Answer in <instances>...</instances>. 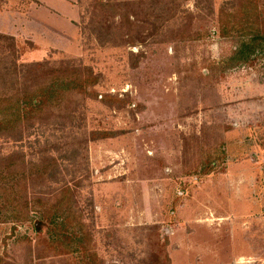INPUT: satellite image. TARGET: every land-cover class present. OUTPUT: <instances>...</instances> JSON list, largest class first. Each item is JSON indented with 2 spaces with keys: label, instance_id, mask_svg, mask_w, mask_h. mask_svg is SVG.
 I'll return each mask as SVG.
<instances>
[{
  "label": "rangeland",
  "instance_id": "obj_1",
  "mask_svg": "<svg viewBox=\"0 0 264 264\" xmlns=\"http://www.w3.org/2000/svg\"><path fill=\"white\" fill-rule=\"evenodd\" d=\"M46 1L0 0V258L264 264V0Z\"/></svg>",
  "mask_w": 264,
  "mask_h": 264
},
{
  "label": "trees",
  "instance_id": "obj_2",
  "mask_svg": "<svg viewBox=\"0 0 264 264\" xmlns=\"http://www.w3.org/2000/svg\"><path fill=\"white\" fill-rule=\"evenodd\" d=\"M260 1V0H259ZM256 0V2H259ZM257 3L255 5H257ZM248 7V5H246ZM238 11H240L238 9ZM241 17V15L237 16ZM235 15V13L231 14V21L227 22L230 24L238 25V20ZM236 18V20L234 19ZM248 23V27L252 28L254 24L256 23V20L251 19L248 17V19L245 21ZM245 22L242 23L241 27L245 24ZM235 28V26L233 25ZM222 34L225 35L226 30L225 26H223ZM227 29V28H226ZM228 30V29H227ZM261 34H257L256 37L252 39V41L258 42L259 40H264V38L260 37V35H263V31L260 30ZM8 36L5 35V33L0 32V46H1V40L4 39L3 37ZM13 38V36H10V38ZM41 64V63H36ZM7 96V95H6ZM2 95L0 94V130H15V128L20 126L22 117H21V109L19 106V101H14L13 105H10L9 103L6 104L4 107L3 105L6 102H3L4 100L1 99ZM7 100V99H6ZM0 223L3 222H13L15 225L18 224V222H23L24 220H27V214L29 206L31 202L29 200L26 202H18L17 196H16V190H17V184H9L8 182L4 181L2 178V171L0 170ZM35 203L39 205H47L46 202H43L41 199L35 200ZM44 219L38 220L36 223L38 227L43 224ZM0 264H12L10 262H5L3 259L0 258ZM15 264V263H14Z\"/></svg>",
  "mask_w": 264,
  "mask_h": 264
},
{
  "label": "crops",
  "instance_id": "obj_3",
  "mask_svg": "<svg viewBox=\"0 0 264 264\" xmlns=\"http://www.w3.org/2000/svg\"><path fill=\"white\" fill-rule=\"evenodd\" d=\"M43 1H45L46 2V4L48 5V6H52L49 2H47L46 0H43ZM38 4V3H37ZM0 13H3V12H0ZM0 15H6L5 13L4 14H0ZM0 32L1 33H5L6 32V28H5V30H2V29H0ZM18 35V34H17Z\"/></svg>",
  "mask_w": 264,
  "mask_h": 264
}]
</instances>
